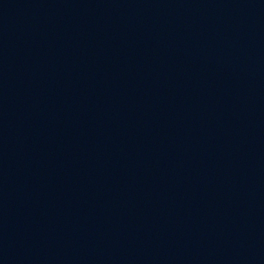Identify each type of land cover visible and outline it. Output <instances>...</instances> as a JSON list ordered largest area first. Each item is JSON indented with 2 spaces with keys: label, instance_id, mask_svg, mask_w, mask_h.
<instances>
[{
  "label": "water",
  "instance_id": "1",
  "mask_svg": "<svg viewBox=\"0 0 264 264\" xmlns=\"http://www.w3.org/2000/svg\"><path fill=\"white\" fill-rule=\"evenodd\" d=\"M0 264H264V0H0Z\"/></svg>",
  "mask_w": 264,
  "mask_h": 264
}]
</instances>
